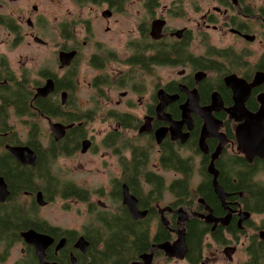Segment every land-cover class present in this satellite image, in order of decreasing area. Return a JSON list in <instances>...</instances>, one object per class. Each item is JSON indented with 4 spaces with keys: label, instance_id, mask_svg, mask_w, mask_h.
<instances>
[{
    "label": "flooded vegetation",
    "instance_id": "obj_1",
    "mask_svg": "<svg viewBox=\"0 0 264 264\" xmlns=\"http://www.w3.org/2000/svg\"><path fill=\"white\" fill-rule=\"evenodd\" d=\"M50 2L0 0V179L6 194L0 202V264H8L16 244L21 246L20 258L13 264H29L31 259L42 264L34 247L22 237L30 230L52 240L44 251V264H90L93 249L87 230L102 229L104 239L97 250H103L108 236L102 219L107 216H125L135 225L148 221L147 252L136 251L139 254L128 264H156L160 258L163 264H234L240 250L246 258L240 261L237 257L238 264H249L252 240L264 243V218L258 219L264 217V211L258 205L254 207L253 202L260 196L264 199V183L258 178L264 169L251 177V181L260 184L261 193L251 186L229 192L219 184L216 166L232 156H240L248 165L264 166V51L256 54L250 48L256 42L264 44V2L254 5L252 0H70L76 11L54 17L57 37L49 43L43 37L51 29L44 9ZM129 22L132 28L124 30ZM210 32L217 33L218 41L210 38ZM227 36L231 38L229 43H225ZM23 46L35 50L48 47L51 58L40 60L31 51L32 63L27 69L23 64L27 54L19 53L14 62L10 57L12 50ZM157 46L165 48V59L170 63H155ZM68 52L75 55L68 65L62 66L60 54ZM221 52L224 55H219ZM184 54L196 59V63ZM33 61L39 64L34 70L35 80L31 81ZM209 61L218 65L211 68ZM161 69L176 76L160 81ZM83 81L86 99L79 93ZM47 83L52 84V92L40 96L38 91ZM241 102V109L246 112L232 115ZM249 103L253 104L251 108ZM184 105L188 112L183 115ZM57 107L62 114L44 112L45 108L55 111ZM42 121L47 125L46 132ZM96 122L110 127L100 146L115 158L119 171L109 178L106 187L100 186L92 194L62 177L54 166L60 158L95 151L97 144L86 128ZM51 125H61L64 134L60 139H55ZM75 127H81L84 135L68 145L70 152L56 154L53 161L46 157L51 144L65 141ZM244 130L247 137L242 135ZM254 135L255 142H250ZM166 145L173 146L174 154L186 161V171L162 166ZM84 146H88L85 151ZM138 146L149 152L146 171L162 180L158 199L150 197L155 188L142 175L138 177L141 195L124 181L123 175L129 170L126 165L133 160ZM247 147H251L249 151ZM9 148L28 149L34 155V164L21 163ZM255 149L259 152L253 153ZM41 154L45 156L39 162ZM205 160L215 202H209L200 191ZM162 172L174 177L166 180ZM45 174L50 175V180L43 183ZM19 178H23L21 186ZM185 180V189L172 187L174 182ZM61 185L81 190L84 199L76 195L65 197L60 192ZM124 188L134 198L141 218L135 219L123 203ZM39 194L42 205L37 201ZM93 195L107 197L110 203H92ZM57 197L88 203V218L79 230L51 224L37 214L39 208L47 207ZM139 197L146 198L145 205ZM13 204L25 215L8 216L7 208ZM180 214L186 218L181 224ZM34 219L43 222L50 234L35 230ZM192 219L208 230L201 235L199 248L190 249L186 244L185 255L176 257L157 247L173 244L181 229L186 237L185 226ZM13 225L26 227L16 231L15 236L7 233ZM160 226L166 228L170 238L158 243ZM79 238L88 243L85 252L76 247Z\"/></svg>",
    "mask_w": 264,
    "mask_h": 264
},
{
    "label": "trees",
    "instance_id": "obj_2",
    "mask_svg": "<svg viewBox=\"0 0 264 264\" xmlns=\"http://www.w3.org/2000/svg\"><path fill=\"white\" fill-rule=\"evenodd\" d=\"M93 1V0H92ZM223 54L224 53H219ZM190 61L196 63V59L190 58L187 54H184ZM166 52L165 48L162 46H157L156 48V57L155 63L162 64L164 62H169L165 59ZM208 65L213 68L216 67L218 64L215 62L209 61ZM222 91V90H221ZM226 92V91H225ZM226 97L228 98V92H226ZM208 94L203 95L204 100L207 101ZM249 106H253V104L249 103ZM44 112H48L54 115L62 114L60 108H56L55 111H48L46 108ZM84 135L81 127H75L74 129L70 130L68 135L66 136V146L65 141L60 142L57 145L51 144L50 149L46 157H48L51 161H53L56 154H60L64 152H70L71 148L68 147L69 144L72 143L73 140H77L78 137H82ZM173 146L170 147L168 145L163 146L164 154L161 158L162 166L165 168H172L176 170L186 171L188 169L187 165L185 164L186 161L182 162L178 156L173 151ZM42 153V152H41ZM148 149L138 146L134 149L133 152V160L130 164L126 165L127 169H129L123 175L124 181L128 184V186L132 189H138V192L141 195V191L138 188V177L142 175L145 178V181L151 184L155 191L150 194V197H155L154 199H158L159 197V190L162 186V180L160 177L155 176L151 173L146 171V164L148 163ZM166 153H171L170 156H166ZM43 154V153H42ZM39 157V162H41L45 155ZM45 157V158H46ZM207 160L203 162V181L200 187V191L203 193L204 197L209 202H215L216 196L213 193L211 187V178L207 175L205 171ZM217 169L219 171L218 182L219 184L227 191H236L241 190L242 188L250 187L252 190H257L258 193L262 192V188L259 183L251 181V177L257 172L264 169L262 164H252L248 165L243 158L240 156H232L228 157L225 160H220L217 163ZM45 168V167H44ZM47 170V169H46ZM185 173V172H184ZM19 176V175H18ZM232 176V178H231ZM233 178L236 180V184L233 185ZM20 183L19 186L22 185L23 178H19ZM50 180V175L45 174V178L43 183L48 182ZM173 188L180 190L184 187L186 188V180L185 181H176L173 183ZM230 188V189H229ZM176 191V190H175ZM60 192L66 197L67 195H76L79 199H84V196L81 190L69 187L68 185H61ZM117 192V191H116ZM119 192V191H118ZM139 196V195H138ZM140 198V203L145 205L146 198ZM254 202V207L257 205L259 209L264 211V207H260V205H264L263 197H257ZM255 211V209H251ZM7 215L8 216H24L25 213L21 211L19 206L11 205L7 208ZM7 220H11L7 219ZM16 221V219H12ZM36 223H33V227L35 230L43 231L49 233L48 227L41 222L39 219H34ZM105 223V234H107V240L105 244V248L103 250H97L99 244L102 242L104 238H102L101 228H91V230H87V233L91 235L89 237L91 242V247L93 249L91 258L92 261L90 264H128L130 260H132L140 251L147 252L148 244H147V228H148V221L138 223L135 225L130 219L126 218L125 216H107L106 218L102 219ZM18 224V222H15ZM32 225V224H31ZM175 223L173 221L172 227H175ZM24 225H13L11 228L7 230V233H12L13 235L17 236V232L20 229H23ZM186 237L185 241L187 246L190 249L199 248L201 243V235L206 234L207 226L196 219L190 220L186 226ZM43 229V230H41ZM50 234V233H49ZM159 235H157L156 242L166 241L170 238L169 232L166 228L160 226L159 228ZM221 237V236H220ZM220 239V238H219ZM146 246V247H145ZM139 249V250H138ZM250 256L251 261L249 264H264V243L258 242L257 240H252L251 247H250ZM129 252V253H127ZM29 264H36L35 259H31Z\"/></svg>",
    "mask_w": 264,
    "mask_h": 264
},
{
    "label": "rangeland",
    "instance_id": "obj_3",
    "mask_svg": "<svg viewBox=\"0 0 264 264\" xmlns=\"http://www.w3.org/2000/svg\"><path fill=\"white\" fill-rule=\"evenodd\" d=\"M254 5H259L264 2V0H252ZM54 2V3H53ZM44 9L46 13L48 14L50 18V26L48 31L46 32V35L42 38L45 41H48L49 43H54L55 39L57 37L56 30L53 28V21L55 16H61L65 15L71 12L75 13L76 9L72 7V4L70 0H51L50 3L45 4ZM178 24H182V21H178ZM132 28V22L127 23L124 26V30ZM210 38L214 39L215 41H218V35L217 33L210 32L208 33ZM231 42V38L227 36V40L225 43ZM217 45H222V42H216ZM256 54H260L262 51H264V44L255 43L251 45L250 47ZM31 51L32 56L38 58L41 60H44L45 57L51 58V55L48 54L49 50L48 47H36V50L33 49V47L28 48L26 46H23L21 48H18L16 50H12L11 53V59L12 61H16L17 55L19 53H22V55L27 54L26 60H24L23 64L24 66L29 69L31 66ZM9 55V54H8ZM34 62V61H33ZM39 62H34V68L29 73L30 80H35V72L34 70L37 69ZM87 69L83 68V73L87 74ZM159 73V80L165 81L167 78H171L172 76H176L174 73L170 75V72L168 70L161 69L158 71ZM89 73L87 74V76ZM86 76V77H87ZM82 78H80V81ZM79 93L82 97H85V99L88 96V93H86V87L85 82L83 81L81 83ZM147 97V95H146ZM84 106V105H83ZM141 112V109H139L138 113ZM140 115V114H139ZM12 123L15 126V119L12 120ZM41 127L45 130L44 132L48 131L47 125L45 121L40 122ZM19 127V126H18ZM110 129L108 124H104L101 122H96L92 124L91 126H88L86 128V132L88 136L92 137L94 140V144L96 145V149L93 153L80 155L75 154L74 156L70 158H60L56 161L54 170L56 169L58 172H60L61 176L64 177L67 180H70L71 182H74L77 185H82L83 188L87 190L89 193H94L98 191V188L100 186L106 187L108 180L111 176H114L118 174L119 168L117 165V162L114 157H112L108 152H106L101 146H100V140L103 137V135ZM163 176L166 178V180H170L174 177L172 173L162 172ZM263 183H264V174H260L258 176ZM198 180L197 175L195 176V181ZM97 201H101L105 204H109L110 200L106 198L101 197H95L94 195L91 196L90 202L97 203ZM168 202V199H167ZM88 203H79L74 202L72 199L63 200L61 198H55L47 207L45 208H39L37 211V214L44 218L45 220L49 221L51 224L67 227V228H75L76 230H79L81 228V225L87 221L88 214H87V208ZM264 217H258V219H261ZM264 221V220H262ZM20 245L16 244L13 249L10 251V260L8 264H13L14 261L20 258ZM208 251V250H207ZM237 257H240V261L244 260L246 258L244 252L240 250L238 252ZM236 257V258H237ZM234 258V264H238L239 262L237 259ZM165 263L162 258H160L156 264H163ZM217 264H222V262H218Z\"/></svg>",
    "mask_w": 264,
    "mask_h": 264
},
{
    "label": "water",
    "instance_id": "obj_4",
    "mask_svg": "<svg viewBox=\"0 0 264 264\" xmlns=\"http://www.w3.org/2000/svg\"><path fill=\"white\" fill-rule=\"evenodd\" d=\"M60 55H61V58H60L59 62L61 63L62 66H66L73 59V56L75 55V53L74 52H68V53H61ZM52 88H53L52 84L47 83L44 87H42L38 91V93L40 96L46 97L48 94H50L52 92ZM184 107H185V109H184ZM184 107H182L183 115L188 112L185 105H184ZM241 108H244L242 102L240 103V106L237 107V110L235 109L233 111V113L231 112L232 115H235L236 111L245 113L246 111L242 110ZM159 109H161V106L159 107ZM228 112L230 113V111H228ZM51 131H52L53 135L55 136L56 140L60 139L64 134L61 125H51ZM85 144H87V142H85ZM87 145H89V144H87ZM259 146H260V144H259ZM87 147L88 146H84L83 151H85L87 149ZM250 148L251 147H249V148L247 147L248 150L247 149L246 150L249 151ZM9 151L21 163L28 164V165L34 164V159H33L34 155L28 149H26V148H9ZM251 151H253V150H251ZM258 152H259L258 149H255L253 151V153H258ZM5 195H6L5 194V185H4L3 181L0 179V202L4 201ZM7 196H8V191H7ZM37 197H38L37 198L38 203L40 205H42L41 195L39 194ZM123 199H124L123 203L128 207L130 214L135 219L141 218V216L138 215V211L136 209V202H135L134 198L131 195H129L126 188H124V191H123ZM185 221H186L185 215L180 214L178 217V223L181 224V223H184ZM22 237L24 238L26 243H28L34 247L35 253H36L37 257L39 258L40 263L44 264V262H43L44 251L52 243V240L49 237H47L45 235L38 234L32 230L27 231L25 233H22ZM263 239H264V236H263ZM76 247L81 249L83 252H85V250L88 247V243L85 242L83 238H79L77 243H76ZM157 247L160 248L161 250H163L166 253V255L183 257L185 255V253L187 252L184 231L182 229L180 230V232L178 233V238L173 244H169V243L165 244L164 243V244H161ZM149 258H151V255L149 256Z\"/></svg>",
    "mask_w": 264,
    "mask_h": 264
},
{
    "label": "bare ground",
    "instance_id": "obj_5",
    "mask_svg": "<svg viewBox=\"0 0 264 264\" xmlns=\"http://www.w3.org/2000/svg\"><path fill=\"white\" fill-rule=\"evenodd\" d=\"M245 134H246V130L243 131L242 135H243V136H246ZM246 137H247V136H246ZM255 137H256L255 135H254V136H250V142H251V141H254ZM254 142H255V141H254Z\"/></svg>",
    "mask_w": 264,
    "mask_h": 264
}]
</instances>
